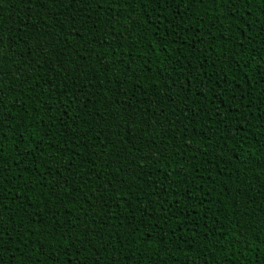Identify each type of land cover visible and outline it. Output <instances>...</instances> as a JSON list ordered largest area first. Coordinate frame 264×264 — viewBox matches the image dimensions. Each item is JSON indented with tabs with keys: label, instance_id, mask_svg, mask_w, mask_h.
I'll list each match as a JSON object with an SVG mask.
<instances>
[{
	"label": "trees",
	"instance_id": "16d2710c",
	"mask_svg": "<svg viewBox=\"0 0 264 264\" xmlns=\"http://www.w3.org/2000/svg\"><path fill=\"white\" fill-rule=\"evenodd\" d=\"M0 264H264V0H0Z\"/></svg>",
	"mask_w": 264,
	"mask_h": 264
}]
</instances>
